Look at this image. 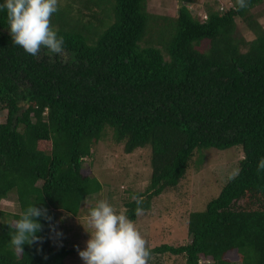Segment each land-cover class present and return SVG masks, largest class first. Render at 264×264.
<instances>
[{"label":"trees","instance_id":"trees-1","mask_svg":"<svg viewBox=\"0 0 264 264\" xmlns=\"http://www.w3.org/2000/svg\"><path fill=\"white\" fill-rule=\"evenodd\" d=\"M177 1L171 14L149 12L147 0L59 3L52 25L63 58L14 45L0 9V264H65L73 248L48 243L54 213L77 214L101 189L83 159L108 132L125 152L149 148L148 184L131 192L143 210L208 148L240 146L238 175L189 210V241L148 247L186 264H264V28L252 10L264 0L239 11L235 0L205 1L196 13L198 0ZM11 192L17 209L8 212L1 201ZM132 197L123 205L134 220ZM32 204L51 220L39 218L42 242L17 254L10 225Z\"/></svg>","mask_w":264,"mask_h":264},{"label":"rangeland","instance_id":"rangeland-1","mask_svg":"<svg viewBox=\"0 0 264 264\" xmlns=\"http://www.w3.org/2000/svg\"><path fill=\"white\" fill-rule=\"evenodd\" d=\"M67 0H59L65 3ZM212 0H198L196 6L191 4V11H202V3ZM224 6L228 0H218ZM177 0H147V10L152 13L171 14L178 6ZM253 11L259 14L258 20L264 28V1L255 6ZM239 33L246 39L252 34L243 23L237 22ZM6 110L0 111V121L5 119ZM202 161H193L186 175L176 186L168 187L160 194L153 196L151 206L143 210L133 220L148 246L161 242L173 244L189 241L187 215L189 210L201 206L209 196L215 194L228 174L236 172L238 160L243 156L240 146L219 149L210 147L205 150ZM149 148L137 147L132 152H125L122 143H118L108 132L93 146L91 155L85 156V170L95 175L102 183L98 192L87 195L77 214L63 209L55 210V219L50 231L49 242L54 247L65 245L73 250L65 256V264H84L77 248L86 247L88 234L81 226L87 227L84 217L90 207L99 200H106L120 212H124L123 200L132 197V191L143 190L149 181L150 167L147 163ZM2 207L13 212L17 209L16 196L13 192L1 201ZM81 223V224H80ZM61 233V235H57ZM211 260L201 257L203 264ZM148 264H186L181 254L154 253Z\"/></svg>","mask_w":264,"mask_h":264},{"label":"clouds","instance_id":"clouds-1","mask_svg":"<svg viewBox=\"0 0 264 264\" xmlns=\"http://www.w3.org/2000/svg\"><path fill=\"white\" fill-rule=\"evenodd\" d=\"M247 7L248 0H235L237 11ZM0 9L6 11L9 36L14 45L31 56H37L42 48L49 55L65 56L64 38L52 25V17L59 10V0H3ZM257 170H264V157L260 158ZM236 175L238 171L230 178L234 179ZM132 199L138 206L137 215L141 214L143 209L139 206L143 197L133 195ZM39 218L51 220L46 208L32 204L10 225L13 229L10 244L15 253L23 254L24 245L42 242L43 238L37 235L43 228ZM84 220L87 227L80 224L89 238L83 250L77 248L84 264H148L151 252L147 241L124 212L106 200H99L88 209Z\"/></svg>","mask_w":264,"mask_h":264}]
</instances>
